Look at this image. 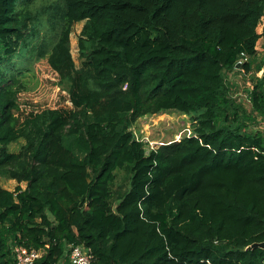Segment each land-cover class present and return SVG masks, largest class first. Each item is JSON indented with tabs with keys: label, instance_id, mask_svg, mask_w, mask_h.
Here are the masks:
<instances>
[{
	"label": "trees",
	"instance_id": "16d2710c",
	"mask_svg": "<svg viewBox=\"0 0 264 264\" xmlns=\"http://www.w3.org/2000/svg\"><path fill=\"white\" fill-rule=\"evenodd\" d=\"M34 2L0 0V176L18 183L0 184V264L18 245L34 264H71L75 247L90 264H264L248 249L264 242V0ZM45 24L51 48L34 44ZM36 54L71 108L21 109ZM167 112L191 133L137 140L139 120Z\"/></svg>",
	"mask_w": 264,
	"mask_h": 264
},
{
	"label": "rangeland",
	"instance_id": "374dc122",
	"mask_svg": "<svg viewBox=\"0 0 264 264\" xmlns=\"http://www.w3.org/2000/svg\"><path fill=\"white\" fill-rule=\"evenodd\" d=\"M61 0H35L36 7H46L50 4ZM84 23L76 24L71 34L70 46L73 57L79 66L78 38ZM59 25L56 24L55 28ZM56 29H52L45 24L39 29V37L35 39L34 44L38 46L46 43L50 48L58 40ZM263 41L258 44V48H262ZM30 56V54H29ZM28 69L25 70L20 84L24 87L20 88L18 100L21 109L24 112L30 110H44L56 108H71L66 92L62 91L58 86L59 75L48 64V56L43 57L36 54L30 60H26ZM228 80L233 84V97L240 100L243 106L250 110L251 104L247 97V88L249 77L239 72L233 73ZM239 101V102H240ZM189 117L177 112H167L156 116L144 117L135 125L133 131H138L139 137L143 140L150 141V146L157 148L163 144H169L174 141H180L185 134L189 135L190 131ZM264 129V125L261 127ZM25 143L20 140L9 146L10 152H19L21 146ZM0 184L3 188L14 191L18 183L10 180L5 176H0ZM21 186L26 188V183Z\"/></svg>",
	"mask_w": 264,
	"mask_h": 264
},
{
	"label": "built area",
	"instance_id": "2783aa9c",
	"mask_svg": "<svg viewBox=\"0 0 264 264\" xmlns=\"http://www.w3.org/2000/svg\"><path fill=\"white\" fill-rule=\"evenodd\" d=\"M244 61L245 60H241L239 64H242ZM259 76H262V73H260ZM134 133L136 135L137 140H143L139 137L137 131H135ZM151 148L154 149L155 147L151 146ZM38 256L39 254L35 250H28L20 245L14 248V259L16 264H34ZM69 259L71 264H90L92 260V254L89 249H85L83 247H75L71 249Z\"/></svg>",
	"mask_w": 264,
	"mask_h": 264
},
{
	"label": "water",
	"instance_id": "95a60500",
	"mask_svg": "<svg viewBox=\"0 0 264 264\" xmlns=\"http://www.w3.org/2000/svg\"><path fill=\"white\" fill-rule=\"evenodd\" d=\"M238 67H239V65H238ZM255 248L264 249V242L256 243V244H253L252 246L248 247L249 250H252V249H255Z\"/></svg>",
	"mask_w": 264,
	"mask_h": 264
},
{
	"label": "clouds",
	"instance_id": "9594fccd",
	"mask_svg": "<svg viewBox=\"0 0 264 264\" xmlns=\"http://www.w3.org/2000/svg\"><path fill=\"white\" fill-rule=\"evenodd\" d=\"M260 73H262V74H263V72H260ZM260 73H259V74H260ZM259 74H258V76H259Z\"/></svg>",
	"mask_w": 264,
	"mask_h": 264
}]
</instances>
